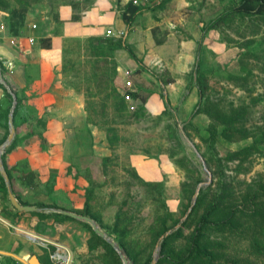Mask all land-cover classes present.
<instances>
[{
    "label": "crops",
    "instance_id": "crops-1",
    "mask_svg": "<svg viewBox=\"0 0 264 264\" xmlns=\"http://www.w3.org/2000/svg\"><path fill=\"white\" fill-rule=\"evenodd\" d=\"M4 1L6 4L0 3V24L5 26L0 38V76L5 84L0 82V146L9 134L8 117L11 107L9 108V101L5 97L8 89L11 98L14 96L15 102H19L15 118L12 117L17 146L5 154L4 161L14 179L13 195H17L20 200L26 197V193H32L33 187L23 188L16 177L33 173L34 183L35 177L42 184L47 182L52 175L51 146L70 143L72 140H67L66 132H71L75 127L90 131L100 127V120L93 113L97 112L99 105L102 108L105 106L106 112L113 111V105L106 97L112 93L111 89L116 86L114 84L118 85L117 91L122 95L124 90L121 86L126 81L125 71H130L131 75L136 73L133 74L134 83L132 82L130 91L141 90L142 96L139 99L144 98L148 102L146 107L149 112L159 113L164 106H170L177 112L178 118L186 122L185 116L191 113L197 103L196 89L188 91L186 72L189 60L193 57L188 51L196 49L197 64V48L202 43V30L198 40L192 34V38H185L180 43L177 40L172 49L168 24L171 16L178 12L177 9L167 10L168 6L174 9L181 6L182 0H146L136 6L139 11L129 27L122 17L127 13L129 0H75L74 9L70 3L61 4L53 15L44 14L36 23L32 21L34 18L29 11L23 14L21 23L20 15L13 12L16 6L12 5L10 11L9 8L4 9L9 6V1ZM32 25H36L34 30ZM107 30H111L113 35L106 36ZM30 37L34 39L32 44L28 43ZM11 39L15 41L13 46L9 43ZM74 45L79 49V58L68 56ZM124 46L134 53L140 63L130 56ZM177 48L181 50L180 55ZM89 54H94V57H88ZM96 55L105 57L100 58L99 64H95V71L89 78L77 71L79 61L82 63L85 58L98 61ZM178 60L182 61L180 74L174 73L172 68ZM8 62L12 64L11 69L7 67ZM159 65H165L169 70L170 74L165 81L155 77L148 69ZM99 67L106 68V71L114 68L116 73L113 71L112 74L106 72L100 75L97 72ZM156 85L163 88V101L157 96L159 92L153 89ZM149 93L154 95L148 101L145 96ZM156 102L159 103L157 108ZM125 107L127 108L126 102H121V109ZM199 118L208 122L205 115L198 114L192 118L191 123L195 125L194 122ZM78 122L80 125L76 126ZM41 140L49 146L48 150L40 145ZM6 147L0 152L1 155ZM130 165L144 180H148L151 174H156V161L146 162L132 156ZM153 180L158 178L155 176ZM77 182L80 188L85 187L83 180ZM73 185V174L68 175L66 170H59L54 183L56 196L58 199L61 197L58 209H40L39 212L28 213L18 212L11 205H3L8 208L7 217H0L9 224L0 220V264H26L19 259L30 258L34 259L35 264H57L52 261L51 254H67V249L72 254L71 264H101L99 257L104 249L92 240L83 224L52 218L39 220L31 214H62L58 211H72L70 208L81 210L83 203L77 193L74 194L75 197L72 196ZM60 190L66 193L58 194ZM80 192L82 190H78ZM36 203L34 200L28 204L37 208ZM1 209L0 201V211ZM110 257L111 264H117Z\"/></svg>",
    "mask_w": 264,
    "mask_h": 264
},
{
    "label": "rangeland",
    "instance_id": "rangeland-1",
    "mask_svg": "<svg viewBox=\"0 0 264 264\" xmlns=\"http://www.w3.org/2000/svg\"><path fill=\"white\" fill-rule=\"evenodd\" d=\"M8 1L10 7L7 6L4 9L9 8L8 10L10 11L13 5L18 10L29 11L34 18L32 21L36 23L42 15H53L58 6L65 3H72L75 0ZM89 1L91 0H86V2ZM237 1L182 0L180 3L182 7L178 6L174 9V7L168 6L167 12L176 9L178 12V14L171 16L170 25L168 24L171 33L170 45L172 49L177 40L180 43L185 38H192L190 36L192 34L198 40L202 28L212 19L216 18L226 7L235 4ZM176 51L178 55L181 54L180 48H177ZM188 53L191 57L193 56L189 60L190 64L188 66V72H186V79L190 84L195 73L194 70L197 60L196 49L195 51L190 50ZM93 55L89 54L88 57H94ZM68 56L79 58V49L74 45L70 49ZM84 56L87 57L86 54ZM164 56L166 57V53H164ZM96 57L98 61L86 60V58L82 63L79 61L77 71L80 73L83 72L89 78V75L95 71V64L97 62L99 64L101 62L100 58H104L105 56L96 55ZM197 63L200 66L201 74L205 78L207 85L206 96L210 100H221L223 108H228L229 106L238 107L247 104L250 107L247 121L249 127L252 125H260L264 122V98L261 99V97H264V16H233L222 23L218 29L207 33L202 39L201 51ZM244 65L252 72L247 77V87L252 90L251 98H258L260 96V100L255 102L250 100L248 93L241 86H238L239 81L237 78L242 79L245 76V71L243 70ZM172 68L174 73L180 74L182 61H176L172 65ZM148 69L155 77L163 81L170 74L165 65L154 66L152 69L148 67ZM113 71L116 73L114 68L113 70L108 68L107 71L106 68L99 67L97 69L100 75L106 72H111L112 74ZM126 72H128V75H125ZM125 73V79L131 85L127 86L125 81L121 86V89L124 91L120 95L117 91L118 85L113 83L116 86L111 89L112 93L110 92V95L106 97V100L112 103L113 111L106 112L105 106L102 108V105H99V109H96L97 112L93 113V115L99 118L100 127L93 129V134L89 129L85 128L81 130L79 127H75L70 130L71 132H66L67 140H72L70 143L64 142L60 146L55 145L56 147L52 145L50 152L53 163L52 175L43 184L35 177L36 182L32 186V193L31 191L30 193H26L24 195L26 197L21 201L29 203V201L33 202L35 200L37 202L36 204H43L48 207L43 209H58V203L61 197L58 199L56 196L57 192L54 190L55 177L58 175L59 170H66L68 175L73 174V180L75 182V185L72 186L74 188L72 196L75 197L74 194L77 193L83 203L81 210L70 208L72 211L68 210V212L77 215H81L78 213H88L94 217L95 220H92L107 235L114 225L118 214L124 213L122 220L128 225V239L140 245V248L145 250L146 253H149L151 250L149 243L153 237L152 228L156 227L160 218H164L168 212L176 217L180 214L178 199L181 192V183H190L197 180H200V183L207 181V174L195 153V149L201 157L202 153L206 157H210L211 155L212 158L213 156L214 160L212 159L210 167L206 165L203 157L202 159L211 173V182H216L218 181L219 172H223L225 175H234L232 168H234L236 162L224 164L223 158L227 152L238 150L250 142V140L231 145L220 141L210 147L211 154L209 155L206 145L199 139V137L203 139L207 138L206 128L210 123L209 120L207 122L204 118H199V120L194 122L196 127L191 123L192 119L189 115L191 113L185 116L186 122H190L192 126L191 129H188L191 138L187 137L183 130V122L185 121H181L178 118L177 112L170 106H164L163 111L159 113L149 112L146 107L148 102H145L144 98L139 99L142 96L141 90L130 91L134 83L133 76L136 73L134 72V75H131L130 71H125ZM146 73L150 75L149 72ZM146 80H149V78ZM144 83L147 82L144 81ZM192 88L196 89L195 86ZM153 89L159 92L157 96L158 98L160 97V101H163L165 97L163 94L161 95L163 88H158V85H156ZM124 94L129 95V100H124ZM153 95L149 93L145 96V99L147 98L149 101ZM120 99H123L121 102H126L127 108L121 109ZM139 101L141 102L140 104ZM156 104L155 108L157 106L159 107V103L156 102ZM166 110L171 113L173 118L164 112ZM173 121H175L176 126H174ZM79 125L80 123L78 122L76 126ZM107 129L116 130L117 136L113 146H110L107 142ZM40 145H44L47 150L49 148L42 140ZM132 156L133 158L138 157L146 162L153 160L155 163L156 161V174H151L148 180H144L138 175L141 180L136 178L135 174L137 172L130 165V158ZM66 158H68L67 161L65 160ZM103 158H107L108 160L103 162ZM59 162L64 163V165L62 166ZM225 165L229 169H225ZM250 165L249 171L244 172L246 170L244 168ZM250 165L246 163L242 171L237 175L238 185H240L239 187L242 190L247 183L254 185L256 188L258 183L264 181V155L254 157ZM212 172L215 176H213ZM155 176L158 180H153ZM18 178L16 177L17 181H19ZM80 180L86 183L85 187L80 188L77 182ZM142 181L147 183L159 182L161 184L158 189L161 195L160 200L155 199L157 197L155 191L143 184ZM19 183L25 189L28 186L22 184L23 182L21 183L19 181ZM44 184L46 185L43 186ZM208 185L201 186L198 188V191H196V186L194 195L196 194L197 196L199 190L205 189ZM78 190H82V192L78 193ZM64 193H66L64 190L58 192V194L62 195ZM194 203L192 204L191 199L190 207ZM121 207L125 208L124 212H120ZM244 211L249 214L251 207L244 208ZM188 213L187 210L182 218L187 217ZM67 221L82 224L81 221L75 219ZM84 229L90 232L88 228L84 227ZM249 232V236L252 237V232ZM110 238L113 240L112 237ZM249 242L250 240L247 237H230L224 241L225 252L236 257L254 258ZM155 247L152 250V255ZM110 256L113 257L115 263L120 264L115 256L105 249L102 256L99 257V262L101 264H111ZM128 264H131L129 260ZM259 264H264V258L260 260Z\"/></svg>",
    "mask_w": 264,
    "mask_h": 264
},
{
    "label": "trees",
    "instance_id": "trees-1",
    "mask_svg": "<svg viewBox=\"0 0 264 264\" xmlns=\"http://www.w3.org/2000/svg\"><path fill=\"white\" fill-rule=\"evenodd\" d=\"M0 3L1 5L6 4L4 0H0ZM70 5L73 9L75 8L73 2L70 3ZM138 11L139 9H137L136 6H133L131 3L129 4L127 13L122 16L127 27L132 24ZM13 12H15L16 15H20L21 23H23V14L26 12L18 9H14ZM233 16H264V0H238L235 4L229 5L216 18L212 19L202 28V39L207 33L218 29L222 23ZM124 47L128 50L130 56L139 62L134 53L128 47ZM200 51L201 43L198 44L197 48L198 56L200 55ZM243 70L245 71V76L242 79L237 78L239 81L238 86H241L248 93L252 102L260 100V96L258 98H251L252 90L247 87V77L252 73L251 70L246 68L245 65ZM194 72L196 74V79L194 82L193 78L191 79L188 91L195 86L197 89L198 101L190 117L192 119L198 114H203L208 118L210 123L206 128L207 138L203 139L199 137V139L206 145L209 155L211 154L210 147L220 141L231 145L250 140V142L238 150L232 152L228 151L223 158L224 164L236 162L234 168H232V170H234V175L230 176L225 175L223 172H219L218 181L211 182L205 189L199 190L195 203L191 207L186 219L180 222V219L185 215L191 205V199L200 180L190 183L182 182L180 185V197L178 199L180 214L176 217L168 212L165 214L166 216L164 218H160L158 225L152 228L153 237L149 243V247H151L149 253H146L145 250L140 248V245L128 239V225L122 220L124 213L118 214L110 232L107 233L113 238L114 242L131 264H151L153 260L152 250L159 243L158 239L162 236L163 238L159 243L160 250L158 259L155 264H259L260 260L264 258V181L258 183L256 188L254 185L247 183L242 190L239 187L240 185H238L237 175L242 171L246 163L250 165L254 157L264 155V122L260 125H252L249 127L247 121L250 107L247 104L238 107L229 106L228 108H223L221 100H210L209 97L206 96L207 85L204 76L200 72L198 63L195 66ZM5 97L9 101L10 108L12 102L11 95L5 92ZM263 98L264 97H261V99ZM122 100L123 99H120V102ZM18 105L19 102L16 100L12 112L13 119L18 111ZM164 112L173 118L168 110ZM173 124L176 126L175 121H173ZM189 128H192L190 122H184L183 130L186 136L191 138L188 133ZM116 136L115 129H107L106 139L110 146L114 145ZM16 146L17 134L15 133L13 140L1 155V163L8 178L11 191L13 190L14 179L6 168L4 156L15 149ZM202 157L205 159L206 165L210 167L212 159L214 160L213 156L212 158L211 155L210 157H206L205 154L202 153ZM107 160V158L102 159L103 162ZM250 167L251 165L245 167L244 169L246 170L244 172L249 171ZM224 168L229 169L227 165H225ZM135 175L136 178H139L137 174ZM213 176H215L214 173ZM18 180L21 183L23 182L22 184L28 186L35 185L33 173L20 176ZM142 183L155 191L157 194L155 199L160 200L161 195L158 189L161 184L159 182L147 183L142 181ZM15 198L22 206H29L28 203L22 202L17 195H15ZM0 201L2 206L0 215L2 217H7L6 211L8 208H5L3 205H10V203L7 198L5 181L1 174ZM36 206L39 209L48 208L43 204H36ZM250 207L251 212L247 214L244 208ZM124 211L125 208L121 207L120 212ZM31 214L36 216L39 220L50 218L56 221L74 220L68 216L56 213L45 214L40 212ZM78 214L95 220L94 217L90 216L88 213L84 212ZM81 223L89 229L92 240L96 241L98 246L112 253L121 264L118 254L114 249L106 241L97 236L90 225L83 222ZM177 225H179V227L175 230V226ZM169 230L172 232L165 236L164 234ZM249 231L252 232V237L249 236ZM240 236L244 238L247 237V239L250 240L249 245L253 251L254 258L236 257L225 252L224 241L230 237Z\"/></svg>",
    "mask_w": 264,
    "mask_h": 264
},
{
    "label": "water",
    "instance_id": "water-1",
    "mask_svg": "<svg viewBox=\"0 0 264 264\" xmlns=\"http://www.w3.org/2000/svg\"><path fill=\"white\" fill-rule=\"evenodd\" d=\"M193 79L194 80L196 79V74L195 73H194ZM0 82L2 84H4L1 76H0ZM7 91H8V93L11 94V92L8 89H7ZM15 104H16L15 98H14V96H12V105H11L10 112H9V117H8L9 134H8L5 142L0 146V152L2 151V149L4 147L8 146L11 143V141L13 140L14 134H15V129H14V126H13V123H12V112L14 110ZM191 145L193 146V144H191ZM195 153L198 156V158L200 159V161L202 163V166H203V169H204V171L207 174V181L198 184L197 190H196V191H198V188H200L201 186L208 185L211 182L212 176H211L210 171L207 169L204 160L202 159L201 155L198 153V151L196 149H195ZM0 174H1V176L3 177V179L5 181L6 188H7V198H8V201H9V203H10L12 208H14L18 212H28L29 213V212H39L40 211V209L31 207V206H22L21 204H19V202L17 201V199L15 198V196L13 195V193L10 190V187H9V184H8V178H7L6 173H5L4 169H3L1 160H0ZM195 198H196V194L192 198V204L194 203ZM190 209H191V207L188 209V212L190 211ZM55 211H58V210H55ZM58 212L62 213L65 216H68L70 218L82 221V222L87 223L88 225H90L92 230H93V232L97 236H99L101 239L106 241L114 249V251L118 254L122 264H128L127 258L120 251V249L116 245V243L104 231H102L98 227V225L91 218H89L87 216L77 215V214H74V213H71V212H68V211H58ZM185 218H186V216L184 218H182L180 220V222H182ZM0 220H2L4 222H6L7 224H9L2 217H0ZM178 227H179V225H177L175 228H178ZM170 233H171V231H167L164 235L167 236ZM162 238H163V236L160 237L159 241H161ZM159 250H160V246H159V244H157L156 247H155L154 253L152 255L153 260H152L151 264H155L156 260L158 259ZM66 251H67L66 264H71L72 254H71L70 250L67 249ZM19 260L22 261V262H25L26 264H35L34 263V259H32V258L27 259V260H23V259H19Z\"/></svg>",
    "mask_w": 264,
    "mask_h": 264
},
{
    "label": "built area",
    "instance_id": "built-area-1",
    "mask_svg": "<svg viewBox=\"0 0 264 264\" xmlns=\"http://www.w3.org/2000/svg\"><path fill=\"white\" fill-rule=\"evenodd\" d=\"M129 1L133 6H140L146 0H129ZM31 28L34 30L36 28V25H32ZM4 30H5V26L0 24V38H1ZM111 35H113L111 30H107L106 36H111ZM120 35H122V34H120ZM9 43L11 46L15 45V41L13 39H11ZM28 43L29 44L34 43V39L32 37L28 38ZM7 67L9 69H11L12 64L8 62ZM125 75H128V72H126ZM126 85L129 86L131 84H130V82L126 81ZM123 97H124V100H129V98H130L128 94H124ZM50 257H51L52 261H55L57 264H66L67 254L54 253V254H51Z\"/></svg>",
    "mask_w": 264,
    "mask_h": 264
},
{
    "label": "bare ground",
    "instance_id": "bare-ground-1",
    "mask_svg": "<svg viewBox=\"0 0 264 264\" xmlns=\"http://www.w3.org/2000/svg\"><path fill=\"white\" fill-rule=\"evenodd\" d=\"M32 235V234H31ZM32 236H34V235H32Z\"/></svg>",
    "mask_w": 264,
    "mask_h": 264
}]
</instances>
